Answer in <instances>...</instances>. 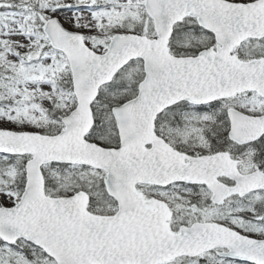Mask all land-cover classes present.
Segmentation results:
<instances>
[{"label": "snow or ice", "instance_id": "6c2138e0", "mask_svg": "<svg viewBox=\"0 0 264 264\" xmlns=\"http://www.w3.org/2000/svg\"><path fill=\"white\" fill-rule=\"evenodd\" d=\"M0 264H264V0H0Z\"/></svg>", "mask_w": 264, "mask_h": 264}]
</instances>
